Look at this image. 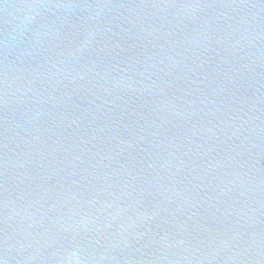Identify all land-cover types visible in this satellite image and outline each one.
I'll list each match as a JSON object with an SVG mask.
<instances>
[{
  "label": "water",
  "instance_id": "1",
  "mask_svg": "<svg viewBox=\"0 0 264 264\" xmlns=\"http://www.w3.org/2000/svg\"><path fill=\"white\" fill-rule=\"evenodd\" d=\"M0 264H264V0H0Z\"/></svg>",
  "mask_w": 264,
  "mask_h": 264
}]
</instances>
